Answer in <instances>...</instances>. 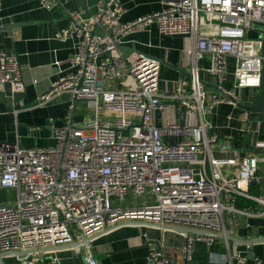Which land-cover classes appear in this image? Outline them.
<instances>
[{"label": "built area", "instance_id": "2783aa9c", "mask_svg": "<svg viewBox=\"0 0 264 264\" xmlns=\"http://www.w3.org/2000/svg\"><path fill=\"white\" fill-rule=\"evenodd\" d=\"M40 5L50 11L58 0H40ZM124 13L120 0L99 1L89 15L79 8L69 12V25L58 32L59 40L73 43L71 69L39 97V105L67 93L73 99L65 124L56 128L51 123L55 146L25 149L0 143V253L29 252L31 258H19L21 264H61L56 251H41L72 244L77 233L90 238L122 220L226 236L225 212L245 214L235 207L239 197L264 208V197L249 192L250 185L263 180L258 154L245 155L237 173L225 175L224 162L215 155L232 149V137L220 143L219 136L209 134L213 125L208 120L220 105L238 106L236 90L261 86L263 44L258 39L248 44L247 32L264 27V0H165L162 10L129 22L122 21ZM152 26L163 36L188 42L183 65L189 68V79L173 82V91L167 87L161 93L159 59L121 51L127 37ZM230 59L234 84L228 89L224 83ZM204 60L207 67H200ZM202 72L214 81L216 91L211 92ZM0 87L14 94L26 91L16 53L0 52ZM78 101L94 114L82 124L73 122ZM239 122L253 137L260 131L261 122L253 127L247 113ZM165 137L182 140L167 144ZM253 147L264 151V141ZM6 191L16 192L14 200L3 199ZM146 194L154 197L153 203L112 206V199ZM216 239L186 236L180 251L183 264L192 263L195 241L211 245ZM147 245L146 264H175L151 241ZM88 250L87 263L99 264ZM221 261L247 264L248 257L228 248ZM255 262L262 264L258 258Z\"/></svg>", "mask_w": 264, "mask_h": 264}, {"label": "crops", "instance_id": "0c3cea01", "mask_svg": "<svg viewBox=\"0 0 264 264\" xmlns=\"http://www.w3.org/2000/svg\"><path fill=\"white\" fill-rule=\"evenodd\" d=\"M99 1L102 2L58 0V5L48 11L41 7L40 0H0V29L12 24L18 25L12 31L0 33V52L18 55L26 83V91L22 94H14L9 87H0V143L18 144L25 149L55 146L52 126L59 128L65 124L73 99L67 93L45 105H39V97L70 71V61L74 56L73 43L59 40L57 34L69 25V12L79 8L89 15L95 11ZM120 1L125 9L123 22L158 12L162 10L165 2V0ZM247 38L258 39L263 44V34L258 29L247 32ZM187 43L184 37L163 36L155 26H152L148 31L127 37L122 43L121 51L125 55L138 51L159 59L162 62L160 88L161 93H165L167 87L173 91V82H178L182 78L189 79V68L183 65V49ZM207 65L208 60L200 63V67ZM233 73L234 60L230 59L225 88H233ZM201 77L211 92L216 91L214 81L207 73L202 72ZM236 95L239 97V104L253 106L259 101L260 88L236 90ZM162 100L167 104H177L173 99ZM244 113L251 117L253 127H257V123L261 122L260 131L254 137L251 132L242 131L239 117ZM92 116L93 110L85 102L78 101L74 109L73 122L82 124L85 119ZM208 120L213 125L209 134L219 136L220 143L224 141L225 136L232 137V149L225 155L220 153L215 155L216 158L223 160L222 172L225 175L236 174L238 161L245 155L258 154L260 159V155L264 154V151L260 152L253 147L255 141H264V113H248L239 106L223 104L208 116ZM181 140V137H165L167 144H175ZM261 163L259 162L258 173L263 180L259 186L254 184L249 186L252 196L264 197V174L260 168ZM200 167L201 165H196V168ZM235 207L245 214L230 211L224 214L225 237H230L232 241L217 238L211 245L195 241L191 264H229L221 261V256L227 253L228 248L232 254L238 251L247 257L249 252L253 251L254 257H249L247 264H256V258L264 264V215H259L264 210L263 206L253 200L239 197ZM144 222L146 221H119L90 237V243L86 247H73L79 245L74 240L72 244L65 245L66 248L53 254L60 259L61 264H88L85 255L90 248L99 264H146L149 251L147 243L151 241L175 264H183L180 251L186 236L174 230L161 229L157 227V223L146 222L151 225H143ZM75 237L77 241H81L82 235L77 233ZM0 264H21V261L12 256L0 260Z\"/></svg>", "mask_w": 264, "mask_h": 264}, {"label": "water", "instance_id": "95a60500", "mask_svg": "<svg viewBox=\"0 0 264 264\" xmlns=\"http://www.w3.org/2000/svg\"><path fill=\"white\" fill-rule=\"evenodd\" d=\"M102 2H105V0H101ZM18 25L16 24H12V25H8L3 27V29H0V33L2 32H6V31H12V29H14L15 27H17ZM256 29L262 31L263 34V46H264V27L263 26H256ZM262 56H264V50L262 51ZM215 88V87H214ZM238 106L244 110H246L248 113H264V73H262V83L260 86V98L257 104L253 105V106H243L241 104H238ZM143 225H151V223H142ZM157 227H160L161 229H170V230H174L180 233H183L184 235L188 236L190 234H196V235H207V236H213L219 239H227L228 241H232V239L230 237H225L224 235H220V234H216L210 231H203V230H199V229H191V228H187V227H181V226H171V225H160L157 224ZM74 240L75 242H78L79 245H74L73 247H86L87 245H89L90 243V238H87L85 236H82L81 241H77L76 237L74 236ZM81 242V243H79ZM62 248H66L64 246H57L55 248L52 249H47V250H43L41 251V253L44 252H54V251H58ZM30 253L29 252H13V253H0V260L7 258V257H17V258H27L30 259ZM254 252L250 251L248 254V258H253L254 257ZM43 258V257H42Z\"/></svg>", "mask_w": 264, "mask_h": 264}, {"label": "rangeland", "instance_id": "374dc122", "mask_svg": "<svg viewBox=\"0 0 264 264\" xmlns=\"http://www.w3.org/2000/svg\"><path fill=\"white\" fill-rule=\"evenodd\" d=\"M255 39H247L248 44L252 43V41ZM115 85H118V83H113ZM112 87H114L112 85ZM94 115V114H93ZM93 117V116H92ZM260 168L262 169V173L264 174V154L260 155ZM3 199L5 201H7V198H11L12 200H14V198L16 197V192L15 191H6L3 192L2 194ZM154 201V197H152L150 194H146L145 196H140V197H133V196H128L124 201H120L118 199H112V206L114 208H123V209H128L131 207H141L144 205H148L153 203Z\"/></svg>", "mask_w": 264, "mask_h": 264}]
</instances>
